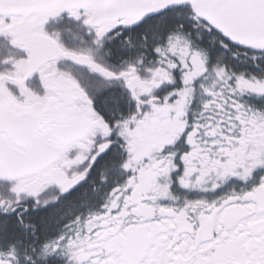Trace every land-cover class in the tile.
<instances>
[{"label": "snow or ice", "instance_id": "snow-or-ice-1", "mask_svg": "<svg viewBox=\"0 0 264 264\" xmlns=\"http://www.w3.org/2000/svg\"><path fill=\"white\" fill-rule=\"evenodd\" d=\"M0 264H264V0H0Z\"/></svg>", "mask_w": 264, "mask_h": 264}]
</instances>
